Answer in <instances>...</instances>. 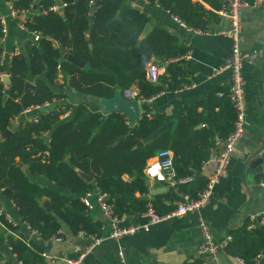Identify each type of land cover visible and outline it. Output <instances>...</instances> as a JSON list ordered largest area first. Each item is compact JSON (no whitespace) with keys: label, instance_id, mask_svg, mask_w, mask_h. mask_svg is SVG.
Returning a JSON list of instances; mask_svg holds the SVG:
<instances>
[{"label":"trees","instance_id":"1","mask_svg":"<svg viewBox=\"0 0 264 264\" xmlns=\"http://www.w3.org/2000/svg\"><path fill=\"white\" fill-rule=\"evenodd\" d=\"M5 1H11L15 10H28L32 5V0ZM59 1L64 3L59 12L47 9L53 0H38L37 11L27 13L23 26L37 31L39 37L25 44L24 53L10 58L5 88L0 81V189L16 207L20 220L42 238L56 235L61 226L72 234H99L100 222L90 217L79 200L93 188L104 195L117 216L142 212L146 199L141 195L147 191L143 169L159 149L171 151L176 176L193 174L196 193L204 183L196 172L216 140L229 133L234 119L227 89H219L221 96L207 97L204 112L196 110L200 101L182 106L175 121L164 127L161 113L129 122L117 111L104 116L99 112L87 114L79 104L73 115L64 119L60 115L66 107L37 111L35 121H20L5 134L11 120L25 108L63 97L50 89L57 74L61 75V85L96 98H110L115 89L121 91L130 85H135L138 96L148 98L163 88L172 91L189 81L190 69L185 63H169L157 83L147 82L145 68L152 57L168 59L183 54L187 47L162 26L153 25L143 32L148 23L144 11L124 5L126 0ZM154 1L190 29L206 30L210 12L198 2L148 0L149 5ZM42 9L46 11L42 13ZM63 50L84 60L85 65L78 67L63 59ZM24 81L31 82L33 88H24ZM80 173L91 180L85 181ZM35 176L61 191L41 187L32 179ZM257 180L264 182V174ZM41 195L48 198L49 211L39 206ZM1 221L4 228L16 230L17 226ZM248 224L245 219L227 231L230 239L224 252L244 264H264V222L250 228ZM19 237L4 236L16 260L39 264L40 248L26 245ZM180 264L208 263L194 257Z\"/></svg>","mask_w":264,"mask_h":264},{"label":"crops","instance_id":"2","mask_svg":"<svg viewBox=\"0 0 264 264\" xmlns=\"http://www.w3.org/2000/svg\"><path fill=\"white\" fill-rule=\"evenodd\" d=\"M37 1L32 0L28 13L37 10ZM258 2L256 6H245L240 9V28L237 33L238 49L251 55L250 59L242 62L241 66L245 102L243 133L233 146L229 155V164L214 187L207 205L198 213H187L180 217H173L168 221H160L149 226L147 231H139L119 242L104 239L84 255L80 264H120L116 254L118 249L121 250L126 264H180L184 260L195 257L196 246L201 241V233L197 226L198 217L207 224L214 241L223 239L229 229L240 226L245 219L249 220L247 228L260 224L258 216L264 214V182L257 180V177L264 174V167H261V171L258 173L252 172L247 167L253 152L264 144V88L260 68L264 51V0H258ZM59 3V0H53V4ZM9 4L11 1L0 0V14L4 18L6 28L5 36L0 42V51L3 53L0 81L4 88L9 83L7 68L10 58L14 55H10V53L12 51L15 54L24 53L25 44L31 41L30 31L20 28L18 19L9 14ZM199 4L206 12H210L206 17L207 33L204 34L192 32L189 27L185 24L181 25L159 6L144 4L141 0H126L124 4L144 11L148 18L149 28L153 25L164 27L176 36L179 44L187 47V50L190 51V59L184 63L190 69L187 75L188 82H192L194 86L178 92L166 91L139 106V116L150 117L154 113H161L163 127L168 122L175 121L179 108L182 106H190L200 101L196 110L204 112L207 97L210 94L216 96L215 92L219 89L225 90L227 87L228 70H223L211 77H209V73L211 68L218 66L229 53L230 39L218 34L219 30L228 28V22L226 18L217 17L211 11V8L216 6L215 0H204L203 4ZM66 51L69 50H63L62 54ZM149 63L163 65L161 58L157 57H152ZM61 82V75L57 74L55 84L50 85V89L55 93L63 94V97L52 100L50 103H43L41 106L25 108L11 120L5 130L7 133H4L9 134L10 130L20 121H35L38 112L50 107H66V110L60 115V119L73 115L79 104L84 105L87 114L99 112L104 116L111 112L109 98H96L75 92L67 86L61 85ZM27 83L32 85L31 82L24 81V88ZM129 87L135 88V85ZM117 93L119 90L115 89L113 94ZM124 117L128 121L127 116L124 115ZM42 136L47 137L46 133H42ZM221 140H216L212 148L219 149ZM211 166V162L201 164L196 175L204 180ZM32 179L41 187L61 191L42 177L35 176ZM122 179L127 180L128 177L122 175ZM145 181L147 191L141 197L149 198L157 213L167 212L174 207L177 189L184 190L190 195L194 193L192 188L194 179L189 183L179 184L176 188H169L164 182L152 179L145 178ZM135 195L138 196L137 193ZM89 201L91 203V208L88 210L90 217L99 221L100 224L105 223L106 219L101 209L95 204L93 195ZM38 204L45 209V206L49 205V200L41 195L38 198ZM0 208L17 226L16 230L11 232L0 225V264H16L15 261H17L4 241L6 234L18 239L21 236L23 241L26 240L28 243L34 244L40 248L41 252L57 257L53 261L41 257L39 264H66L64 259L73 258L76 256L77 248L81 250L89 244V239L86 236H78L77 232L72 234L65 226L60 228V240L40 237L20 220L16 207L2 194L1 189ZM132 222L141 223L143 218L137 214L125 215L124 224ZM100 232L105 233L104 230ZM201 260L208 264H240L236 258L225 254V252L217 254L214 260L208 258H201Z\"/></svg>","mask_w":264,"mask_h":264},{"label":"built area","instance_id":"3","mask_svg":"<svg viewBox=\"0 0 264 264\" xmlns=\"http://www.w3.org/2000/svg\"><path fill=\"white\" fill-rule=\"evenodd\" d=\"M94 0H90L92 2ZM144 4H149L148 0H141ZM198 3H204V0H192ZM216 6L211 8V11L217 17H224L228 22L227 29H221L218 31V34L224 35L230 39V48L227 57L216 67L211 68L209 77L218 74L223 70H228L229 79L227 83V97L229 103L234 112V119L232 122V128L229 133L221 140V147L219 149L212 148L209 151L207 158L202 162V165L211 162L212 166L210 171L206 174L203 186L200 190L196 191L195 194L190 195L187 192L179 191L177 193V199L174 201V207L164 213H157L151 203L150 199L147 198L145 202V208L139 215L143 218V222L137 223H125V215L117 216L112 212V206L110 203L105 201L104 195L101 194L96 188L93 191H86L80 195L79 200L86 207L87 210L91 208V203L89 198L93 195L95 204L101 209L106 222L100 224V231H105V233L99 234H87L83 231H78V236H86L89 239V244L79 250H75L76 256L73 258L64 259L66 264H80L84 255L91 250L93 246L98 245L104 239H112L117 242L123 238L133 235L139 231H147L149 226L154 225L160 221H168L173 217H180L187 213H198L205 205H207L210 197L213 194L214 187L218 183L221 176L224 174L228 164H229V155L236 144L240 139L243 133V123L245 116V102L243 97V80L241 76V66L242 62L250 59L251 55L246 52H242L237 47V33L240 28V9L245 6H256L258 5V0H215ZM154 6H158L156 1L152 3ZM64 6V3L60 2L59 4H51L48 6L50 11H60ZM9 14L12 17L18 19V26L24 29L23 22L24 18L27 16L28 10H15L12 8V5L9 4ZM37 11V10H36ZM46 10H41L44 13ZM177 22L178 19L174 18ZM181 25V23L179 21ZM194 33H207L206 30L200 31L191 29ZM6 28L5 21L3 16L0 14V42L5 36ZM31 33V43L36 42L39 37L37 31H30ZM15 54L14 51L10 55ZM3 57V53L0 51V64ZM190 59V51L187 50L183 54L171 57L168 59H161L162 66L155 65L153 63H148L146 65V80L150 84L158 82V79L164 73V65L166 66L169 63H184ZM192 82L182 83L180 86L172 90L171 92H178L183 89H189L193 87ZM165 88L157 91L148 98H142L138 96L137 89L134 87H127L119 91L120 97L125 100L135 99L138 102H146L154 99L160 94L166 92ZM222 92L217 91L215 95L217 97L221 96ZM144 178L152 179L158 182H164L165 185L169 188H176L179 184H186L193 180V174L186 176H176L175 170L173 168V158L172 153L169 149L163 148L157 150L154 155L149 157L145 163L143 169ZM14 225L10 217L3 212L0 208V225L4 228V223ZM264 218L259 219V223H263ZM198 229L201 233V241L196 246L195 257L199 258H208L214 260L216 255L219 253H224V246L226 241L230 239L226 235L223 239L214 241L209 233L207 224L198 217L197 221ZM252 227V226H251ZM250 228V227H249ZM32 232L38 234L36 231L31 230ZM12 234V233H11ZM61 231L58 229L56 235H52L49 238L54 240L61 239ZM25 244L28 245V242L24 240ZM120 264H126L122 257V252L120 249L116 252ZM41 257L49 261L55 260L57 257L48 255L44 252L40 253ZM237 259V258H236ZM240 264H244L241 260L237 259ZM16 264H23L20 261H15Z\"/></svg>","mask_w":264,"mask_h":264},{"label":"water","instance_id":"4","mask_svg":"<svg viewBox=\"0 0 264 264\" xmlns=\"http://www.w3.org/2000/svg\"><path fill=\"white\" fill-rule=\"evenodd\" d=\"M149 24H145L143 27V32L148 31ZM62 58L77 65L78 67H82L85 64L84 60L74 58L70 55L69 51H66L62 54ZM261 75H262V83L264 88V51L261 58ZM33 86L31 84H25V88H32ZM109 108L111 111H118L119 113L127 116V119L129 122H133L134 120L138 119L139 116V106L143 104V102H138L135 99L125 100L122 97H120L119 93L113 94L111 98H109ZM7 133V131L5 132ZM254 154L251 155V159L248 163V168L252 170L254 173H258L261 170V167H264V144L258 148L256 151L253 152ZM25 173H27V170H25ZM81 178H83L85 181H90L91 177L80 173L79 174ZM45 210H49V205L45 206ZM264 255V252H263Z\"/></svg>","mask_w":264,"mask_h":264}]
</instances>
